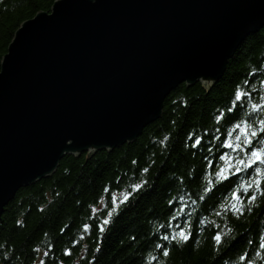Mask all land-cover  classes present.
Instances as JSON below:
<instances>
[{"label": "water", "instance_id": "95a60500", "mask_svg": "<svg viewBox=\"0 0 264 264\" xmlns=\"http://www.w3.org/2000/svg\"><path fill=\"white\" fill-rule=\"evenodd\" d=\"M264 0H54L0 62V219L65 156L113 151L157 121L177 87L210 89Z\"/></svg>", "mask_w": 264, "mask_h": 264}, {"label": "trees", "instance_id": "16d2710c", "mask_svg": "<svg viewBox=\"0 0 264 264\" xmlns=\"http://www.w3.org/2000/svg\"><path fill=\"white\" fill-rule=\"evenodd\" d=\"M53 2L0 0V62L19 26L39 12H49ZM245 80L250 82L249 90L258 89L253 91L246 112L241 113L247 118L251 103L264 104L260 99L264 96V27L241 43L212 88L197 83L173 90L164 100L160 118L132 143L113 151L65 156L51 176L19 189L0 219V264H40L41 260L46 264H217L219 254L211 241L217 225L225 235L224 248L239 237L219 264H235L241 252L251 253L254 264H264V256L255 254L257 242L264 243V197L257 193L256 204L249 206L252 210L239 219L229 213L215 215L230 196L227 185L209 194L206 202L198 200L209 186L205 157L216 162L219 151V142L210 143V138L223 136V131H215L214 117ZM192 133L204 136L202 147L190 146L187 137ZM145 167L149 169L146 174L142 172ZM145 180L148 185L142 198L133 200L103 236L94 229L83 231L85 224L94 225L104 218L110 204V195L102 194L105 186L119 194ZM169 197L177 201L171 211L181 206L180 197L197 200L177 215L185 227L189 226L185 219L190 221L192 231L198 234L188 246L169 244L171 256L165 260L155 244L162 243L157 237L165 234L170 219ZM249 240L252 243L246 245ZM65 250L71 255H64Z\"/></svg>", "mask_w": 264, "mask_h": 264}, {"label": "snow or ice", "instance_id": "6c2138e0", "mask_svg": "<svg viewBox=\"0 0 264 264\" xmlns=\"http://www.w3.org/2000/svg\"><path fill=\"white\" fill-rule=\"evenodd\" d=\"M249 85L250 82L248 80H245L242 85H237L229 98L226 108L218 111L214 117V122L217 125L215 131L217 133L223 131V136L213 135L210 138V143L219 142L216 144L219 151L216 162L205 157L207 163L205 164L204 173L210 176V179L207 180V185L209 186L205 187L204 194L199 196L198 200L206 202L209 194L227 185L231 189L230 196L226 203L220 206L221 211L215 213L218 217L224 213H229L239 219L246 211L252 210L249 206L256 204L258 200L257 193L260 197H264V104L258 101L253 102L251 103V112L246 113L247 118L241 115V113L246 112L249 106L248 102L252 100L253 91H258V89L249 90ZM261 88H264V81L261 82ZM260 99L264 100V96H261ZM221 125L226 127L222 129ZM205 135L208 134L205 133ZM187 139L192 142L190 146L193 149L203 146L204 136L192 133ZM207 151L212 152L213 149L208 148ZM142 172L146 174L149 169L145 167ZM241 176L248 178L241 180ZM191 182L190 180L189 183ZM147 185L148 181L146 180L134 183L128 191L119 194L112 193V189L105 186L102 194L110 195V204L106 205L107 211L104 214V218L94 225L85 224L83 231L89 232L94 229L103 236L106 231L111 229L112 224L116 222L119 215L132 204L133 200L142 198ZM178 202L181 206L171 211L177 201L174 197L168 198L167 207L170 210V219L167 220L165 234L157 237L162 243L155 244V248L165 260L171 256L172 249L168 247L169 244L188 246L194 236L198 234V231H192L190 221L185 219L184 224L189 225L185 227L179 222L180 216L177 215V213L185 212L189 203L195 205L197 200H187L180 197ZM92 211L96 212L97 209L94 208ZM187 215L191 217L192 213L188 212ZM173 221L177 223L173 224ZM198 228L199 222H197ZM238 239L239 237H234L229 246L224 248L226 243L225 235L220 227L216 226V230L211 236V241L214 250L219 254L217 264L232 252ZM251 243V240L246 241V245ZM257 248L259 251L255 254L264 256V243L257 242ZM47 255L48 253H45V256ZM64 255L70 256L71 251L65 250ZM251 256L252 254L249 252H241L237 255L235 264H254ZM156 259L157 257H153V260ZM40 264H46V262L41 260Z\"/></svg>", "mask_w": 264, "mask_h": 264}, {"label": "rangeland", "instance_id": "374dc122", "mask_svg": "<svg viewBox=\"0 0 264 264\" xmlns=\"http://www.w3.org/2000/svg\"><path fill=\"white\" fill-rule=\"evenodd\" d=\"M127 144H128V143H127ZM122 146H123V145H122ZM118 148H119V147H118ZM23 188H24V187H23ZM18 191H19V190H18ZM18 191L15 192V194H14V196H13V199H14V197H15V195H16V193H17ZM13 199H12V200H13ZM12 200H11V201H12ZM11 201H10V202H11ZM6 206H7V205H6ZM6 206H5V207H6ZM3 212H4V211H3Z\"/></svg>", "mask_w": 264, "mask_h": 264}, {"label": "bare ground", "instance_id": "6f19581e", "mask_svg": "<svg viewBox=\"0 0 264 264\" xmlns=\"http://www.w3.org/2000/svg\"><path fill=\"white\" fill-rule=\"evenodd\" d=\"M245 40V39H244ZM235 54V53H234ZM233 57V56H232Z\"/></svg>", "mask_w": 264, "mask_h": 264}]
</instances>
